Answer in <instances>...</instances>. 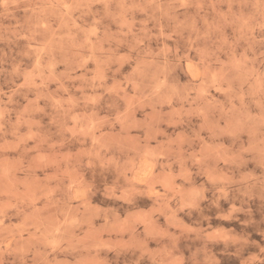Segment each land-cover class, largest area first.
Segmentation results:
<instances>
[{"label": "rangeland", "instance_id": "374dc122", "mask_svg": "<svg viewBox=\"0 0 264 264\" xmlns=\"http://www.w3.org/2000/svg\"><path fill=\"white\" fill-rule=\"evenodd\" d=\"M0 264H264V0H0Z\"/></svg>", "mask_w": 264, "mask_h": 264}]
</instances>
